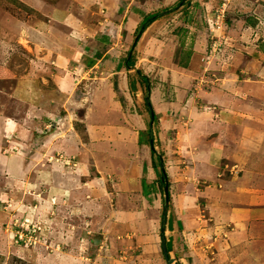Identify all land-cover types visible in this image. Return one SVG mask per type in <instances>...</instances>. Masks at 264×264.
I'll return each instance as SVG.
<instances>
[{"label":"rangeland","instance_id":"rangeland-1","mask_svg":"<svg viewBox=\"0 0 264 264\" xmlns=\"http://www.w3.org/2000/svg\"><path fill=\"white\" fill-rule=\"evenodd\" d=\"M62 2L40 4L57 10ZM75 2L79 6L65 8L64 17L55 11L57 21L47 26L40 11L0 0V91L11 93L16 77L25 73L49 86L41 79L47 68L43 72L36 62L44 54L46 64L56 62L55 55L79 43L78 60L69 59L59 72L50 69L55 83L66 80L75 89L71 99L62 98L60 106L67 109L55 108L53 124L39 101H32L36 108L24 102L20 109H5L0 92V122L19 114L17 123L30 130L3 131L0 125V264H95L87 256L98 257V249L104 251L101 258L112 255L123 264L144 254L148 264H166L158 240L165 200L158 159L154 172L142 178L149 156L141 140L149 139L151 126L158 153L168 151V160L175 161L164 163L172 177L174 216V231L166 223L165 237L174 238L175 264H249L246 258L257 253V239L264 236V220L253 229L245 212L236 217L229 210L240 206L227 199L235 185L226 179L237 178V191L246 187L243 208L264 209V197L254 200L251 191L264 190V172L255 170L264 156V0ZM157 14L142 32L144 18ZM78 17L87 27L80 21L79 31L67 26ZM11 62L19 64L16 75ZM32 65L41 74L33 75ZM148 88L153 121L145 104ZM219 145L227 146L228 160L217 158ZM213 150L219 170L209 169V176L188 159ZM12 153L22 158L12 159ZM121 183L129 190L124 196ZM121 204L126 207L119 212ZM217 221L220 229H214ZM256 229L261 236L252 234ZM239 233L244 239L234 243Z\"/></svg>","mask_w":264,"mask_h":264},{"label":"crops","instance_id":"crops-1","mask_svg":"<svg viewBox=\"0 0 264 264\" xmlns=\"http://www.w3.org/2000/svg\"><path fill=\"white\" fill-rule=\"evenodd\" d=\"M40 1H42V0H39V1L38 0H15V2H17V3H20V2L25 3V4H23V3L22 4L25 7H27V8L28 7H31L34 10L40 11L41 15L44 16L45 17V20L48 21V23H45V25L47 24V26H49L50 21H57L58 18L56 19L54 17L55 11H58V12L63 13V15H61V17H64L65 14L68 13V9H65V8H67L69 6H73V5L79 6L78 3L75 2L77 0H64V2L60 3L62 5V8H60V9L58 8L57 10H55L56 9L55 8V9L52 10V9H49V7L47 8V6L46 7H42V5L40 4ZM65 1H67V3ZM47 3L50 5L51 2H47ZM33 9H31V10H33ZM78 9H79V7H78ZM69 14H72V13L69 12ZM73 21L74 22H73L72 25H67V26L71 27L72 29L73 28H77L78 31H79V21H80L79 20V17L73 19ZM81 26H82V28L83 27H87L83 22H81ZM89 29L91 30V28H89ZM0 31H1V29H0ZM3 34H4V31L0 32V37ZM72 42H74V41H72ZM77 43H75L76 47H74V48H70L69 47V49H67V51H62L59 55H55L54 58H52V59L56 60V62H49V63L46 64L45 61L48 60V55L47 54L41 55L42 56V58H41L42 60L36 62V67H38V68L39 67H44L43 72H45V68H47V71H46L47 74L46 73L45 74L48 75V76L47 77L46 76H42L41 79H43L45 81L47 79V81L49 82V86H47V85H45V87L39 86L37 79L34 76H31V74L30 75L29 74H26V73L25 74H22L20 78H18V76L17 77L15 76L16 79L19 80V82L11 90V93H8V89H7L6 92L3 89H1V91H0L1 94H4L5 95V97H4L5 98L4 99V103H2L4 106L6 105L5 106V109L8 107V105H10V107H12L13 109H16V108H19L20 109V105L22 103H24V102L25 103H28L30 107L35 106V108H36L37 105L35 103H33L32 101H34V102L39 101V103H37V104L41 108H43L42 111L45 113L46 117H48V119L50 120L49 121L50 122L49 125L53 124V122H52L53 121L52 120V115L56 112V110H58V109L59 110H62V109L65 110V109H67V108H65L63 106H60V104L62 103V98H65L66 100L67 99H71V93L73 91H75V89H74V86H72L70 84V82H68L66 80L61 81L62 83H59V84L55 83L56 81H59V80H55V78H52L51 79V77H52V72L51 71L52 70H50V69H55L56 72H59L61 69H63V68H61V65L63 63H65V62H68L69 63V59H77L78 60L77 57H79V52H78L79 51V43L78 44ZM71 44H73V43H71ZM35 52H38L37 47L35 48ZM87 64H88V62H87ZM90 65H93V64H90ZM17 66H19V64H17L16 62H11V66L10 67H11V70H13V71L15 70L14 73L16 72V69L18 71H20L19 68H17ZM94 66L95 65H93V66H91L89 68H92ZM5 67H8V66L5 64V66L3 68H5ZM85 67H87V66H85ZM32 68H33L32 69L33 75H36L37 72L39 74H41V71L40 70H38V71L35 70L34 67H33V65H32ZM78 69H79V65H78ZM90 70L92 71V69H90ZM122 70H123V67L122 68L120 67L119 68V71L122 72ZM127 72L130 73L131 71H127ZM15 75H16V73H15ZM15 77H13V78H15ZM0 81H2V80H0ZM36 89L39 91V93L37 92ZM9 99L12 100V102H10ZM53 101H55L56 104H59V106L54 105V102ZM56 107H58V109L55 110ZM14 112H15V110L13 111V113ZM13 113H12V115H13ZM18 115H17V117L7 115L5 117L6 119L10 117V123H8V124L7 123H4V125H3V123L0 122L1 123L0 125H2L3 131L10 130L12 128H14V129L17 128L19 130L22 127V128H24V130L26 132L30 133V130L28 128H26L24 126H21L20 124L17 123V121L19 120L18 119ZM12 124L14 125V127H12L13 126ZM49 125H47L46 127H48ZM4 133H6V132H4ZM8 136H10V135H8ZM142 138H143V143L142 142L141 143L143 144L142 145L143 152H145L147 154V156H149V159H147V162H145L143 164V167H142V170H143L142 178H143V177H149L150 176L149 175L150 174V171H153L154 172V170H155V166L154 165L156 164L157 155H154L152 153L150 144L147 141H145L146 138H144V136H142ZM217 141L220 144L219 139H217ZM16 144L17 145H20V144H22V142L18 140ZM202 147H203V150L202 151H204L205 150V146L203 144H202ZM237 147L238 146H235L234 151H235V149ZM155 148H156V144H155ZM230 148H231V146H230ZM199 150L201 151L200 148H199ZM20 152H22V151H20ZM206 152L203 155H201V153H200L197 157H195V155L192 154V156H188V159L190 157L191 159H193L195 161V163L198 162V165L200 164V166H201V169H202L201 171L203 173H205V175H208L209 169H211V172H215V171H218L219 170V166L216 165L215 164V161H214V157H215L214 150L211 151V152H209V151H206ZM20 155L21 154H19V153L18 154L17 153H12V159L19 160L20 157H21ZM228 156H229V152L227 153V146L225 145V147H224V145H221L220 146V149L217 150V158L219 157V159H222V160H225L226 161V159L228 160ZM162 158H163V161H165V163H167V164H173V163H175V161H171V160L169 161L168 160L170 158V156H168V151L164 152V154L162 155ZM171 158H174L175 159L176 156L175 155L174 156H171ZM191 159H189V161H191ZM205 161L208 163V165L207 164L206 165L204 164ZM216 162H218V159H216ZM227 162H229V161H227ZM256 163H257V167H256L255 170L257 172H259L260 174H262L264 172V156L260 157V159ZM211 164H215L214 167L211 166ZM2 167H3V165H2ZM168 167H172V166H168ZM166 169H167V174H168V168H166ZM168 176L171 177L170 172H169ZM194 176H198V175L194 174ZM217 178H218V176H217ZM170 180H172V179H170ZM226 180H227V183L226 184H228L229 187L233 188V185H235V190L232 193L233 195H229L228 194L227 195V199L228 200L229 199L235 200V204H237L236 206H240V208L234 209V206L232 205V208H230L229 210L231 212H234L235 214H237L236 217L239 216V215H243V212H245L246 213L245 214L246 215L245 217L249 218L254 224H256V225H254L253 229L254 228H259L258 225L264 220V209L261 211V209L258 210V208H251V210H249L248 208H243L244 205L242 203L244 201V194L246 192L245 191L246 187L244 189L241 188L239 191H237L238 190V186L240 185L239 184L240 182H238L237 178L234 175L232 177H230L229 179H226ZM226 184H224V185H226ZM203 187H204L203 185L200 186L201 189ZM144 188L145 187H143V189ZM262 188H264V186ZM118 191H119V195L124 196L127 193V191H129V190H125L123 184L121 183L120 184V188L118 189ZM251 191L253 193L252 198L255 197L254 200L263 199L262 198V197H264V195H263L264 194L263 193L264 190L263 189H258L257 191H253V189H252ZM257 196H259L258 199H257ZM209 199H210L209 197H208V199L206 197V201H208ZM144 203H146L149 206L151 205L148 201L146 202V200H145ZM121 205H122V207L119 206V209H118L119 212H121V209L123 210L126 207L123 204H121ZM238 209H239V212H238ZM211 214H212V212H211ZM121 216H123V215H119L117 213L115 215V218L121 219ZM219 216H220V218L223 219V221H226L227 222V220H226L227 217H226V215L224 214L223 211H220L219 212ZM138 220H137V223L135 224V226H139L140 225V222ZM147 225H148L147 223H144L143 224V229L145 231L147 229H149V226H147ZM219 225H221V221H217L216 222V224L214 226V229H216V228L220 229ZM153 227H154V225H153ZM258 231H259V229H256L255 231H252V234L255 235V236H261V234L258 233ZM202 233L203 234L204 233H208V229H206V228L202 229ZM182 235L185 237V239H187V241L189 240V236L186 235L185 232L182 233ZM244 235H243V233L237 234V236L235 238L237 240L234 241V243L241 242L244 239ZM146 238L149 239L150 236H147ZM159 238L160 239H158V240L161 241L159 245L162 247V252H163V255L162 256H164L163 245H162V232L160 233V237ZM261 239H262V241L259 242V240H261ZM263 239H264V236H261L259 239H257V241L259 242V244H258L257 248L254 250L257 253H255V254L253 253V255H250L249 257L246 258V262L249 260V264H261L262 262H263L262 264H264V245L262 244V242H264ZM211 241H212V238L209 240V243ZM174 247H176L175 244H174ZM233 251L235 252L236 250H233ZM248 251L250 252V250H248ZM252 252H253V249H252ZM89 253H90V251L87 252L88 255H89ZM238 253L240 255H242V252H241L240 249H239V252L236 251L237 256H238ZM246 253H247V251H246ZM91 254H92V252H91ZM96 254H98L99 256L96 257V258H94V259L87 256V259L89 261L91 259L93 261H97L95 264H123V262H124L122 260H117V258L113 257L112 255H110L111 258H107V259L106 258H101L102 255L104 257V251H100L99 249L97 250ZM111 254H113V253H111ZM92 260H91V262H93ZM164 261H165V256H164ZM218 261H219L218 264H226V263L221 262V260H218ZM129 262H130L129 264H143V263L144 264H148V263H150L149 262V259L145 257V254L144 255H141V256H134L133 255V257L129 260ZM79 264H82V263H79ZM232 264H240V262L239 263H236L235 262V263H232Z\"/></svg>","mask_w":264,"mask_h":264},{"label":"water","instance_id":"water-1","mask_svg":"<svg viewBox=\"0 0 264 264\" xmlns=\"http://www.w3.org/2000/svg\"><path fill=\"white\" fill-rule=\"evenodd\" d=\"M139 36L137 37L138 40ZM150 91V88H148V92ZM147 101L149 99V95L146 97ZM153 117V116H152ZM153 121V118H152ZM151 134L152 133V126L150 128ZM162 167H164V165L162 164ZM164 192H165V200H164V209H163V226H162V245H163V251H164V256H165V260L167 261V264H175L174 258H171L170 252L173 251L174 249V238L173 236H169L168 239L165 237L166 236V223H167V229L171 232L174 231V216L173 214L170 212L169 213V204H170V190H169V184H165V188H164ZM177 264V263H176Z\"/></svg>","mask_w":264,"mask_h":264},{"label":"trees","instance_id":"trees-1","mask_svg":"<svg viewBox=\"0 0 264 264\" xmlns=\"http://www.w3.org/2000/svg\"><path fill=\"white\" fill-rule=\"evenodd\" d=\"M159 15L160 14H157V15H151V16H146L145 18H144V21H143V23H142V27H141V29L140 30H142V32H144L155 20H157L158 19V17H159ZM139 38H140V36H139ZM92 62H91V60L88 62V64H91ZM126 65L127 66H129L130 65V59H126ZM139 75H140V77L142 78V80H144V82L146 81V83H147V78H146V76L145 75H142L141 74V72L139 71ZM147 95H148V93H146L145 94V100H146V107L148 108V110H149V112H150V117H151V119L153 118V120H155V118H156V114H155V111H154V109H153V106H152V102H151V100H150V97H149V99H148V101H147V99H146V97H147ZM153 116V117H152ZM149 139L147 140V142L150 144V146H151V151H152V153L154 154V155H156V150H155V147H154V138H153V135L151 134V131H149V137H148ZM141 142L143 143V140H141ZM158 158H159V161H160V164H161V159H160V157L158 156ZM160 182H161V184H162V186H163V188H165V184L167 183V184H169V186H170V180H169V176H168V174H167V171L164 169V168H161L160 170ZM145 188H146V185L144 186ZM145 190H147V188L145 189ZM170 200H171V194H170ZM169 257H170V255H169Z\"/></svg>","mask_w":264,"mask_h":264},{"label":"clouds","instance_id":"clouds-1","mask_svg":"<svg viewBox=\"0 0 264 264\" xmlns=\"http://www.w3.org/2000/svg\"><path fill=\"white\" fill-rule=\"evenodd\" d=\"M150 92H151V89H150L149 92H147L148 95H149V97H150V100H151V94H150ZM148 95H147V96H148ZM151 102H152V100H151ZM145 104H146V100H145ZM154 142H155V141H154ZM154 147H155V143H154ZM155 150H156V155H157V159H158V161H159L158 156H159L160 159H161V164H160L159 168H160V169H161V168H164V169L167 171V169H166V167H165V165H164L165 161H163L162 155L158 153V151H157L156 148H155ZM159 163H160V161H159ZM162 164L164 165V167H162ZM169 187H170V186H169ZM170 194H171V193H170Z\"/></svg>","mask_w":264,"mask_h":264},{"label":"flooded vegetation","instance_id":"flooded-vegetation-1","mask_svg":"<svg viewBox=\"0 0 264 264\" xmlns=\"http://www.w3.org/2000/svg\"><path fill=\"white\" fill-rule=\"evenodd\" d=\"M166 264H167V261L165 260Z\"/></svg>","mask_w":264,"mask_h":264}]
</instances>
